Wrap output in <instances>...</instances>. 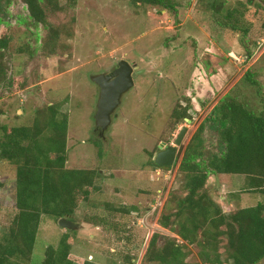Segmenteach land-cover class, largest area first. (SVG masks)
<instances>
[{
	"label": "rangeland",
	"instance_id": "374dc122",
	"mask_svg": "<svg viewBox=\"0 0 264 264\" xmlns=\"http://www.w3.org/2000/svg\"><path fill=\"white\" fill-rule=\"evenodd\" d=\"M7 1L0 0V38L8 45L0 58V125L31 126L37 110L59 105L68 117L66 168L99 172V190L70 219L79 226L72 231V258L125 264L130 256L134 264H145L154 232L179 241L158 219L169 196L184 193L178 164L201 124L205 150L220 154L218 130L208 118L226 95L264 114V0H248L250 8L262 7L238 22L247 34L216 24L211 0H176V14L128 0H59L58 9L47 14L48 28L31 23L22 0L6 8ZM241 2L247 0H225L224 9ZM51 30L57 36L49 45ZM122 60L136 66L134 87L100 135L94 119L99 87L92 78L109 74ZM247 73L257 87L246 81ZM185 107L191 123L172 128L173 110ZM184 126L188 132L171 174L168 168L157 174L152 161L159 146H174ZM15 183V168L0 163V231L16 212ZM206 187L225 213L264 204V194L248 191L241 175L211 174ZM105 204L136 210L113 215L110 227L119 223L117 230H105L90 221L108 217ZM66 231L43 216L30 264H42L46 248H57ZM190 251L187 262L198 264V248Z\"/></svg>",
	"mask_w": 264,
	"mask_h": 264
},
{
	"label": "trees",
	"instance_id": "16d2710c",
	"mask_svg": "<svg viewBox=\"0 0 264 264\" xmlns=\"http://www.w3.org/2000/svg\"><path fill=\"white\" fill-rule=\"evenodd\" d=\"M58 1L22 0L31 23L45 28H48L47 14L58 9ZM128 1L132 6L156 7L172 14L180 7L176 0ZM10 3L8 0L5 7ZM238 5L240 8L225 10V0H211L208 9L215 15L216 24L247 34V29L238 22L247 13L256 16L262 6L256 4L250 8L248 0ZM0 24L4 22L0 20ZM52 31L47 44L56 39L57 33ZM7 47V41L0 38V58ZM3 75L4 68L0 67V79ZM245 79L257 87L252 74L247 73ZM59 109L55 104L37 110L31 126L0 125V163L13 166L16 178V212L0 231V264H30L42 217L73 220L79 205L88 203L99 190L96 186L99 172L71 170L65 166L68 117ZM188 110L189 107L173 110L172 128L191 119ZM208 122L217 127L221 153L205 150L202 140L205 125L201 124L178 164L184 193L169 196L158 219L159 226L173 230L179 241L154 232L144 257L145 264H190L187 258L191 246L199 250L198 264H260L264 260V204L225 213L206 187L211 174L241 175L246 178L248 191L264 194V114H258L236 95L228 94L214 108ZM152 164L157 169L165 168L156 166L154 161ZM105 209L108 217L118 213L129 215L136 210L116 209L106 204ZM108 217L95 216L90 221L95 227L117 230L119 223L110 227L113 217ZM74 234L67 230L57 248H46L42 264H95L72 258ZM132 259L124 256L123 261L134 264Z\"/></svg>",
	"mask_w": 264,
	"mask_h": 264
},
{
	"label": "water",
	"instance_id": "95a60500",
	"mask_svg": "<svg viewBox=\"0 0 264 264\" xmlns=\"http://www.w3.org/2000/svg\"><path fill=\"white\" fill-rule=\"evenodd\" d=\"M133 65L126 61H120L109 74H101L92 78V81L99 87V96L95 113V128L100 135L109 129L112 125V116L118 109L121 98L124 94L134 87L133 76L135 72ZM187 124L191 123L190 119H185ZM188 130L182 127L176 136L174 146H159V152L154 158V164L158 167L171 168L174 166L177 155V148L182 144ZM59 226L65 230L74 231L79 226L67 218L58 221Z\"/></svg>",
	"mask_w": 264,
	"mask_h": 264
},
{
	"label": "built area",
	"instance_id": "2783aa9c",
	"mask_svg": "<svg viewBox=\"0 0 264 264\" xmlns=\"http://www.w3.org/2000/svg\"><path fill=\"white\" fill-rule=\"evenodd\" d=\"M169 169H170L169 173L171 174L173 167H171V168H169ZM157 170H158V171H157V174H161V173H160L161 170H160V169H157Z\"/></svg>",
	"mask_w": 264,
	"mask_h": 264
},
{
	"label": "flooded vegetation",
	"instance_id": "af4514ba",
	"mask_svg": "<svg viewBox=\"0 0 264 264\" xmlns=\"http://www.w3.org/2000/svg\"><path fill=\"white\" fill-rule=\"evenodd\" d=\"M134 66V68H136V66L135 65H133ZM135 72H137L136 70H135ZM111 73V72H110ZM159 152V151H158ZM176 159V158H175ZM154 161V160H153ZM164 168V167H163Z\"/></svg>",
	"mask_w": 264,
	"mask_h": 264
},
{
	"label": "clouds",
	"instance_id": "9594fccd",
	"mask_svg": "<svg viewBox=\"0 0 264 264\" xmlns=\"http://www.w3.org/2000/svg\"><path fill=\"white\" fill-rule=\"evenodd\" d=\"M169 169V168H168Z\"/></svg>",
	"mask_w": 264,
	"mask_h": 264
}]
</instances>
